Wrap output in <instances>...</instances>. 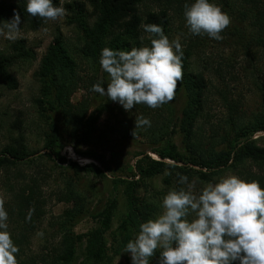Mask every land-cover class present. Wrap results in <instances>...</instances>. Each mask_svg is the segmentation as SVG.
Listing matches in <instances>:
<instances>
[{
	"label": "rangeland",
	"instance_id": "rangeland-1",
	"mask_svg": "<svg viewBox=\"0 0 264 264\" xmlns=\"http://www.w3.org/2000/svg\"><path fill=\"white\" fill-rule=\"evenodd\" d=\"M2 1L19 4L22 0ZM211 3L226 12L232 23L221 33L222 40L204 34L201 38L205 45L200 48V55L196 53L192 62L183 67V73L203 75L207 90L211 89V94L199 108L196 125L189 136V147L188 132L181 128L186 100L177 92L173 101L159 108L137 104L129 111L118 102L91 92L89 98L93 101L96 97L100 102H96L90 112L100 113V118L96 141L90 145L69 136L59 112L46 111L45 107L51 105L42 90V63L48 48L58 37L64 39L68 52L79 65V73L91 88L99 77L105 90L110 82L109 75L100 65L101 52L95 58L86 42L88 33L97 32L99 15L92 0H59L58 6L67 9L64 18L44 20L36 29L22 21L15 40L0 36V59L15 61L9 71L17 81V88L9 89L0 78V157L7 146L20 144L26 147L27 159L46 152L53 155L51 161H39L37 167L23 165L21 177L27 178L21 184L36 179L46 200L34 234L27 233L30 238L24 242V259L35 255L40 264L43 253L50 252L45 245L61 242L68 257L73 259L70 264H132L131 256L124 253V248L138 234L139 225L161 214L163 198L170 190H188L187 184L180 186L176 179L178 169L194 167V160H206L208 157L214 159L212 167L221 162V167L228 165V169L219 172L217 168L203 167V171L213 170L215 173L209 177L210 180L193 174L188 184H194L191 190L196 195L207 184H215L227 176L235 175L242 179L249 171L261 172L248 160L238 167L230 164L241 144L247 140L264 148V130L256 132L253 126L256 119H264V48L260 58L259 55L246 56L247 41L236 30L243 23L224 0ZM156 5L150 2L149 9L158 11ZM78 18L80 23L76 21ZM113 35L111 29L105 40ZM168 38L170 41L179 39L182 46L188 41L184 28L180 29L178 18H175ZM17 41L22 43L15 45ZM20 47H25L28 57L20 56L25 53ZM105 47L110 46L106 43ZM254 47L260 49L259 46ZM254 60L256 73L251 69ZM222 73L235 79L230 78V97L242 106L235 108V112H230L215 88L217 85L220 87ZM87 95L88 91L80 88L72 96V102H78ZM39 102H43L44 112ZM141 117L150 120L151 126L136 127V118ZM53 126L59 129L56 150L50 146ZM152 161H158L159 166H152ZM16 168L0 170V198L5 200L7 213L10 209L8 203L14 194L11 186L17 183ZM40 168L45 170L44 174L38 170ZM194 168L197 171L201 169L199 166ZM65 196H71V201L59 200ZM66 210H69V217L79 219V222L63 230L60 224L66 221ZM9 217L8 213V231L13 235L18 226ZM194 218L195 214L188 217L189 220ZM98 233L103 234L106 248L104 258L96 262L89 249ZM49 257L51 259L53 254ZM158 262L159 252L150 264Z\"/></svg>",
	"mask_w": 264,
	"mask_h": 264
},
{
	"label": "clouds",
	"instance_id": "clouds-1",
	"mask_svg": "<svg viewBox=\"0 0 264 264\" xmlns=\"http://www.w3.org/2000/svg\"><path fill=\"white\" fill-rule=\"evenodd\" d=\"M26 11L33 17L57 21L67 15L53 0H27ZM186 26L194 35L207 34L222 40L221 33L231 17L210 0H194L185 6ZM22 23L14 10L13 17L0 25V36L15 40ZM152 34L151 46L130 51L105 47L100 65L109 75L107 89L101 83L92 91L118 102L126 111L137 104L152 109L174 100L178 82L183 79V49L179 39L170 41L157 24L143 25ZM151 126L147 118H136V127ZM179 182L188 190H170L163 198L162 212L155 219L139 225L124 253L132 264H150L159 252L158 264H264V188L256 180L245 181L230 175L209 183L199 195L191 190L188 178ZM33 210L29 211L31 218ZM195 214V218L188 217ZM5 200L0 198V264H19V247L8 231Z\"/></svg>",
	"mask_w": 264,
	"mask_h": 264
},
{
	"label": "trees",
	"instance_id": "trees-1",
	"mask_svg": "<svg viewBox=\"0 0 264 264\" xmlns=\"http://www.w3.org/2000/svg\"><path fill=\"white\" fill-rule=\"evenodd\" d=\"M216 0H210L213 2ZM59 0H53L55 6H58ZM96 11L98 12L97 32L88 33L86 35V42L90 49L93 51V56L98 58L99 53L104 46H110L113 50L130 51L132 48H139L144 46H151V39L155 38L152 34L145 32L143 25L145 24H157L164 30V34L168 36L172 25L175 23V18H178L180 22V29L184 28V35L188 41H185L183 49V67H187L192 62L196 53L200 55V48L205 45V40L201 37L204 35H194L186 26V19L184 16L185 6L191 5L194 0H92ZM154 3L159 7L158 11L149 9V4ZM225 5L230 7L234 14L243 23L242 26L237 27L238 34L247 41V49L245 50L246 56L259 55L261 49L264 48V0H235L230 2L224 0ZM27 0H22L19 4H11L6 1L0 2V23L6 20H10L13 17L14 10L20 14L21 20L27 22L32 29H36L44 21L40 17H33L26 11ZM149 9V10H147ZM80 23V19H76ZM246 24V25H245ZM245 25V26H244ZM111 29L114 31V35L110 39L105 38L111 33ZM96 34V35H94ZM22 43L17 41V44ZM254 46H259L257 49ZM16 50H19L18 48ZM22 53L20 56H27L28 51L25 47H20ZM260 58V55H259ZM14 60L4 58L0 59V78L6 83L9 89L17 88V81L10 73V68L14 64ZM252 71L256 73L257 63L251 62ZM42 90L44 92L45 99L48 100L51 107H45L46 111L59 112L63 125L66 126L69 131V136L78 140L83 144L90 145L95 143L97 133L99 130L98 121L100 113L96 114L95 111L90 112L92 106L96 102H100L96 97L92 101L89 98L90 93L93 92L90 87V83H86V79L79 73V65L77 61L70 55L67 50L66 43L63 38L58 37L54 43L48 48L42 63ZM230 78L225 74L220 75V87L217 85L215 88L218 90L220 96L223 97L226 107L233 112L235 108L242 107L238 101L231 96ZM258 80L260 76L258 75ZM255 79V78H254ZM102 78L97 79V83H101ZM257 84V80L254 81ZM48 86V89L46 87ZM83 88L88 91L86 98L84 97L78 102H72V96L78 89ZM214 88V87H212ZM48 90V91H47ZM177 95L183 97L186 100V107L183 109L181 117V128L188 132V137L191 136L194 130V126L197 122V116L199 108L203 106V101L211 94V89L207 90V86L203 75H194L192 73H183L182 81L178 82V88L176 90ZM44 102V101H43ZM43 102H39V106L43 110ZM47 105V104H46ZM235 112V111H234ZM233 119V114H231ZM255 131L264 130V119L255 121L253 124ZM53 135L51 139V145L55 150L58 146V134L59 129L56 126L52 127ZM255 132V133H256ZM190 137L187 138V147L191 146L189 142ZM55 152V151H54ZM52 153H43L37 157L27 159L26 147L20 144L17 147L7 146L5 153L0 157V170L2 168H16L17 183L15 186H11L14 191L11 201L8 203L10 209L8 211L9 218L17 224L18 229H15V233L11 235L14 243L19 247L20 251L17 254L19 264H38L39 261L35 255L24 259V242L29 240L30 234L35 232V224L38 222V218L44 213V207L46 200L43 198V194L40 191V186L36 179L32 178L29 183L25 182L21 184L22 180L27 177H21L24 173L23 165L30 166L31 168L37 167L39 161L52 160ZM244 160H248L251 165L257 167L261 172L254 173L249 171L246 173L242 180L253 181L256 180L264 188V148L258 147L254 141L247 140L239 148L237 155L234 157L230 166L238 167ZM213 158L208 157L206 160L197 161L194 160L193 166H199L200 170H196L194 167H182L178 169L176 179H180V176H186L189 180L193 174H197L199 178L209 179V177L215 173L213 170L209 172L203 171L205 168H217L219 171L228 169V165L221 167L222 162L212 167ZM227 161L225 164H227ZM158 161H152V166H159ZM40 166V165H39ZM43 166V165H41ZM41 170L44 174L45 170ZM24 182V181H23ZM180 183V182H179ZM186 184H180V186ZM19 186V187H18ZM18 189V190H17ZM17 190V191H16ZM72 197L60 198V201H71ZM31 218L26 219L29 215V211L33 210ZM66 221L60 224L61 229L74 226L79 222V219L69 217V210L64 212ZM46 249H49V253L41 256L40 264H70L72 258L68 257V253L65 252L63 243L57 244L51 243L45 245ZM105 242L102 233H98L94 236V245L89 249V253L93 256L96 262L101 261L105 255ZM53 254L50 259L49 254ZM39 256V255H37ZM50 259L49 263L48 260ZM233 264H239V261L233 262Z\"/></svg>",
	"mask_w": 264,
	"mask_h": 264
},
{
	"label": "built area",
	"instance_id": "built-area-1",
	"mask_svg": "<svg viewBox=\"0 0 264 264\" xmlns=\"http://www.w3.org/2000/svg\"><path fill=\"white\" fill-rule=\"evenodd\" d=\"M257 135V134H256Z\"/></svg>",
	"mask_w": 264,
	"mask_h": 264
}]
</instances>
